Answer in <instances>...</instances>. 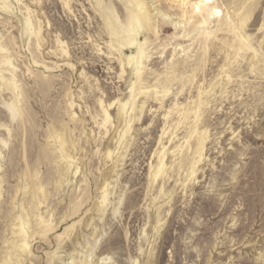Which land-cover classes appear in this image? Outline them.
Returning a JSON list of instances; mask_svg holds the SVG:
<instances>
[{
    "label": "rangeland",
    "instance_id": "rangeland-1",
    "mask_svg": "<svg viewBox=\"0 0 264 264\" xmlns=\"http://www.w3.org/2000/svg\"><path fill=\"white\" fill-rule=\"evenodd\" d=\"M144 1L0 0V264H264V0Z\"/></svg>",
    "mask_w": 264,
    "mask_h": 264
},
{
    "label": "bare ground",
    "instance_id": "bare-ground-1",
    "mask_svg": "<svg viewBox=\"0 0 264 264\" xmlns=\"http://www.w3.org/2000/svg\"><path fill=\"white\" fill-rule=\"evenodd\" d=\"M131 4L130 13H129V30L133 31V29L136 27L135 25L140 26L141 28H145L148 31L151 29V15L148 11V6L146 5V2L144 0H129ZM168 1V0H167ZM176 6H178L180 9H182V12L185 13V9L188 7H197L198 5L205 7L208 0H169ZM148 3V2H147ZM167 3V2H166ZM171 3V4H172ZM175 7V6H174ZM150 9V8H149ZM173 9V8H172ZM176 9V8H175ZM157 10V9H156ZM159 12V11H158ZM157 11L155 12L158 13ZM180 13V11H178ZM160 13V12H159ZM162 14V13H161ZM199 16H196L194 19V22L197 23V26H203V13L200 11ZM157 15V14H156ZM159 15V14H158ZM163 15V14H162ZM165 15V14H164ZM164 15L162 17H164ZM183 15V14H182ZM187 15V14H186ZM166 16V15H165ZM179 17V15H178ZM153 18V15H152ZM182 18V17H181ZM189 18V17H188ZM186 19V18H185ZM184 19V20H185ZM154 21V20H153ZM156 23V22H155ZM175 24V23H174ZM173 25V24H172ZM181 27V24H178ZM174 26V25H173ZM176 26V25H175ZM177 27V26H176ZM155 28V27H154ZM139 29V28H138ZM154 31V30H153ZM128 32V30H127ZM156 32V31H154ZM136 33V32H135ZM184 35V34H183ZM178 37V36H177ZM176 37V38H177ZM175 38V36H174ZM146 40V39H145ZM130 45H134L136 48V51L133 56H129L128 60H133L135 64L140 63V58L143 56L144 51V40L138 41L135 38H131L129 41Z\"/></svg>",
    "mask_w": 264,
    "mask_h": 264
}]
</instances>
